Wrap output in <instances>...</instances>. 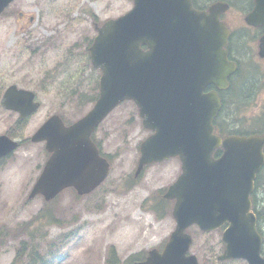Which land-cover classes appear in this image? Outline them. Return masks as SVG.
<instances>
[{
    "label": "water",
    "instance_id": "obj_1",
    "mask_svg": "<svg viewBox=\"0 0 264 264\" xmlns=\"http://www.w3.org/2000/svg\"><path fill=\"white\" fill-rule=\"evenodd\" d=\"M133 1L131 11L98 30L90 48L93 66L102 71L100 95L93 109L68 128L53 116L37 133V138L47 141L52 155L30 197L42 194L49 201L68 186L80 195L98 186L107 174V163L96 149L69 148L76 141L83 144L121 101L133 100L144 126L155 131L141 145L137 171L169 157L181 161L182 173L165 195L176 198L173 215L178 229L191 223L210 229L228 222L224 240L233 247L227 251L254 264L259 240L249 195L263 163L264 135L223 140L214 135L211 121L219 103L214 94L204 95L202 90L213 80L218 57L210 54L211 64L201 72L189 68L197 58L204 59L205 43H213L211 49L216 44L213 50L220 48L221 37L215 38L219 26L206 21L204 13L193 12L191 0ZM173 16L178 21L168 23ZM167 27L176 29L166 31ZM140 45L148 49L142 51ZM260 48L264 56V38ZM206 70L211 72H203ZM189 74L199 78L195 87ZM62 144L64 149H60ZM219 146L224 153L215 161L211 155ZM148 264L186 263L155 257Z\"/></svg>",
    "mask_w": 264,
    "mask_h": 264
},
{
    "label": "rangeland",
    "instance_id": "obj_2",
    "mask_svg": "<svg viewBox=\"0 0 264 264\" xmlns=\"http://www.w3.org/2000/svg\"><path fill=\"white\" fill-rule=\"evenodd\" d=\"M131 6L132 0H46L39 7H34L33 0H20L15 4L17 11L38 19L36 31L41 36H57L53 41L55 51L41 64L42 84L36 89L41 109L30 119L26 137L51 115L60 113L74 121L91 107L80 103L83 96L92 94L98 75L91 69L85 52L95 36L89 13L102 23L126 13ZM8 25H12L11 21ZM60 61L64 62L59 64ZM257 75L252 72L250 81L242 88L249 101L242 114L244 121L247 109L252 111L255 105L259 114L264 112V88L260 81L255 84ZM246 125L245 122L243 128ZM148 135L131 103L121 105L107 117L99 138L110 155V175L104 185L88 196L75 198L73 191L68 190L58 197L55 211L61 221L59 225L43 228L44 239L38 240L41 253L48 252V242L58 240L63 244L58 252L63 258L61 264H106L109 247H114V252L124 259L129 252L150 250L169 237L175 227L172 203L162 205L160 190L175 181L180 174V163L171 159L151 165L133 183L138 147ZM15 156L19 159L10 161L0 186V225L9 227L29 221L41 209L43 199H28V195L48 157L43 144L22 149ZM155 213L161 216L156 217ZM190 231L193 235L197 233L195 229ZM16 246L14 240L0 245V264H10Z\"/></svg>",
    "mask_w": 264,
    "mask_h": 264
},
{
    "label": "flooded vegetation",
    "instance_id": "obj_3",
    "mask_svg": "<svg viewBox=\"0 0 264 264\" xmlns=\"http://www.w3.org/2000/svg\"><path fill=\"white\" fill-rule=\"evenodd\" d=\"M41 1L33 0L34 7H39ZM13 5L3 13L2 18L0 17V22L9 21V18L15 15L16 12L12 8ZM193 5L199 11H207L210 7L215 6L214 13L218 20L228 29L230 34L223 48L226 60L228 62H235L237 66L233 75L238 73L240 75L242 73L236 77L237 86L241 89L244 82L250 81L252 72H256L258 75L255 84L260 81V86L264 88V75L262 74L264 71V59L258 55L260 39L264 37V0L258 5L257 9L256 0H193ZM254 12H256L255 16L257 18H252L253 20H251L249 17ZM17 16V19L14 21L17 25L14 34L9 37L8 34L0 33V186L7 175L10 161H18L19 159L15 155L22 149H31L35 145H40V143L32 140V135L26 137V129L34 113L25 118L15 108L4 106L5 103L13 104L18 102V99L15 98H4V95L11 86L16 87L17 90L32 89L34 94L36 93V89L40 88L41 75L39 66L42 54L44 56L41 49L48 47L45 44H41V41H36L37 37L31 27L32 22L34 23L33 16H28L26 13H17ZM17 31L22 33L16 34ZM9 47L11 49H8ZM259 73L261 74V78ZM232 77H228L229 86L223 91L216 89L213 85L205 89V91H215L221 102L225 103V108L221 109L214 120L216 131L219 128L218 122H224V127L231 130L234 123H237L236 117H240L243 114V112H239L238 110L233 112L232 109L234 100L232 95ZM255 84L253 86L254 94ZM36 100L39 101L37 93ZM21 109L24 110L23 108ZM244 110L246 109L244 108ZM248 112L254 115L258 112V106L255 105L252 111L247 109V115H249ZM98 136L99 133L95 135L93 133L92 139L94 141L98 140ZM96 144L98 149H107L106 146L99 145L97 142ZM5 149L16 150L2 156V153H5ZM112 149L118 148L112 147ZM262 193H264V167L256 176L254 189L250 196L251 208L257 220L256 230L261 239L259 255L264 259V196ZM223 230L224 228L213 232L200 231L196 235H193L188 230L187 232L191 235V238L195 239L190 245L189 251L191 252H188V254L194 255L199 264H248L246 260L241 259L220 260L226 249V244L222 241ZM168 239L169 237L163 242L158 243L155 248L162 252L168 244ZM130 255L131 252L125 258L130 257ZM146 257V254L141 255L134 264H142Z\"/></svg>",
    "mask_w": 264,
    "mask_h": 264
},
{
    "label": "trees",
    "instance_id": "obj_4",
    "mask_svg": "<svg viewBox=\"0 0 264 264\" xmlns=\"http://www.w3.org/2000/svg\"><path fill=\"white\" fill-rule=\"evenodd\" d=\"M54 206L55 201L44 203L43 208L27 223L16 229L0 230L2 238L17 239L23 236L17 243L14 258L10 264H59L62 259L58 252L56 253V250H59L60 246L58 244L60 243H48V252L41 253V243L36 241V238L42 235L40 232L45 224L58 223L54 218Z\"/></svg>",
    "mask_w": 264,
    "mask_h": 264
}]
</instances>
